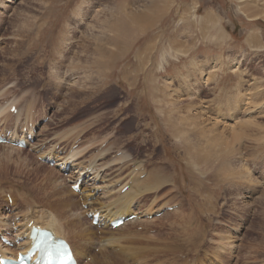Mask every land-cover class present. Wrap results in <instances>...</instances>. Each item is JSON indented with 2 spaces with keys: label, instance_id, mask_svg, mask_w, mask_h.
<instances>
[{
  "label": "rangeland",
  "instance_id": "1",
  "mask_svg": "<svg viewBox=\"0 0 264 264\" xmlns=\"http://www.w3.org/2000/svg\"><path fill=\"white\" fill-rule=\"evenodd\" d=\"M133 10H151L152 17L145 29L141 30L137 24L139 30L132 33L129 28H133V22L124 20L122 13ZM23 17L27 18L28 25L20 35L18 25ZM0 20V107L8 102L17 105L14 118L5 114L6 109L2 111L5 115L1 113L0 131L12 130L25 117V112H31L27 119L37 122L36 128L30 123L31 132L34 128L36 132L30 146L0 144V217L8 218L9 223L6 227L9 234L5 235L17 234L11 224L15 222L21 228L27 217L23 214H30L28 217L33 216L32 219L50 213L56 217L55 211L46 207L47 201L39 200L40 189L49 190L48 173L62 179L65 189L73 181L69 177L71 166L63 174L60 166H49L37 158L39 152H43L39 154L42 157L55 147L57 155L67 156L85 148L76 162L87 168L94 160L92 156L103 152L104 148L99 149L107 143L105 147L109 150L97 161L108 165L100 170L95 182L100 186L99 192L89 196L93 199L86 202L88 209L82 208L85 205L80 195L76 192L72 195L79 200L76 211H83L81 228L89 235L92 233L93 239L88 245L83 244L76 233L80 229L64 224L71 230L69 234L76 250L85 247L88 252H94L96 241L104 239L112 229L101 227L103 221L92 225L84 213L93 212L91 208L97 210L98 202L107 201L105 196L114 198L117 188L131 178V161L124 168L120 164L130 158L143 163L141 167L145 168L140 171L147 173L141 179L146 181L149 170L153 166L161 167L166 159L168 172L175 175V184L180 190L177 192L169 182L168 186L142 197L134 205L138 210L133 207L135 212L142 210L139 218L144 215L143 211L160 212L164 206L175 207L183 199L185 211L192 215L191 221L187 227L178 221L179 226L169 225L173 219H180L179 213L170 215L181 208L164 210L165 214L160 215L163 219L156 216L128 221L127 229L135 231L139 238L123 240L121 249L116 248L128 252L131 260L109 246V253L100 247L86 263L81 255V264H101L95 257L106 254H111L112 263L116 264H120L116 262L117 255L122 264H133V259L142 264H181L184 261L173 258L180 251L196 256V264H264V147L258 148L254 158L248 153L254 147H247L243 151L246 160L240 158L239 146L232 156H224L225 159L214 158L219 153L217 150L204 162L195 148L190 149L182 141L180 127L167 117L165 110L166 97L172 90L180 91L184 98L190 92L199 100L198 104L208 108L210 117H217L219 111L223 118L219 120L225 123L229 120L223 115L222 103L228 95L237 90L240 95H233L232 99L240 98L243 102L251 92L253 97L259 90L263 93L264 0H0ZM145 24V20L139 22V25ZM113 35L117 37L115 40H111ZM96 36L100 40L103 36L102 42L94 40ZM96 45L108 48L110 54L105 52L106 55L99 57ZM97 58H102V65L93 63ZM207 73L212 77L206 82ZM258 80L262 83L253 87V81ZM241 104L246 107L244 102ZM138 114H142V121H138ZM247 116L260 122L262 131L254 138H238V142L246 141L249 146L264 143V116L256 112L236 114L241 119ZM22 129L15 130H21L20 134L26 136L29 128L25 133ZM64 130L66 135L74 132L78 137L73 141L70 137L59 138ZM11 134L16 135L13 131ZM121 153L127 157L120 162L112 161ZM88 173L84 178L86 184L81 186L93 193V186H89L93 179H89L92 175ZM111 179L119 181L112 185ZM112 186V193L107 194L106 189L111 190ZM101 188H104L103 195ZM33 193L34 199H31ZM91 201L95 203L90 204ZM138 226L143 227L142 231L136 229ZM2 227L0 232L4 230ZM146 228L156 232L147 233ZM185 228L190 229L187 235ZM194 229L196 234L192 233ZM9 248L16 252L19 246ZM80 254L78 249L77 258ZM142 255L145 262L141 260Z\"/></svg>",
  "mask_w": 264,
  "mask_h": 264
},
{
  "label": "bare ground",
  "instance_id": "2",
  "mask_svg": "<svg viewBox=\"0 0 264 264\" xmlns=\"http://www.w3.org/2000/svg\"><path fill=\"white\" fill-rule=\"evenodd\" d=\"M165 11H167V10H165ZM151 12H152L151 10L150 11H146L145 10V11H142V12H138V11H134V10L133 11H129V12H125L124 11V13H122V16H124V20H126L128 18L129 21L133 22V28H129L131 30V32L133 33L135 29L136 30L138 29L136 27L137 24H138V27L141 30H143V29H145L147 27L148 20L152 17V13ZM158 18H159V16H158ZM144 20L146 21V24L145 25H139V22L144 21ZM20 21H21L20 22L21 25L20 24L18 25V27H19L18 31H19V33L21 35V33L25 32V28L28 25V22H27V18H24V17L21 18ZM154 21H156V20H154ZM122 24H124V23H122ZM150 27H152V26H150ZM116 38L117 37L115 35H113L111 37V40H115ZM95 39H97V42H102L103 36H102L101 40H100L99 36L94 37V40ZM107 49L96 45V49L95 50L99 54V57H100V54H105V55H106V53L108 55L110 54V51H108ZM172 51H174V50H172ZM101 59L102 58H97V61H95V62L93 61V63H95L97 66L102 65L103 61ZM236 64H234V68L235 69H237V67H238V66H236ZM213 67L218 68V66H213ZM230 68H232V67H230ZM52 76L55 77L54 74H52ZM205 76L206 77L204 79L206 80V82L208 80H210L211 77H212L211 74H209V73H207V75H205ZM258 79H260V78H258ZM261 80H258L259 82L258 81H253V83H252V84H254L253 87H256L257 84L262 83ZM262 85H264V84H262ZM262 90H263V87H262ZM259 91H260V93L257 91L255 93V95L253 93L254 97L251 95V93H252L251 92L249 97H246L245 99H243L244 100L243 101L244 102L243 105L246 106V107L242 106L241 103H243V102H241V100H239L240 98H236L235 97V98L232 99L233 95H240L237 90H236L237 93L228 95L226 97L225 103H222L223 104L222 107H224V109H225V110H223L224 111L223 115L227 116L228 120H229V121H226L227 123L226 122L224 123V122H220V120H219V117H221V115H222L221 113H219V111L216 112L218 118L217 117H210L208 115V108H205V106H202L200 103L198 104L199 100L195 99L194 96L191 95L192 93H190V92L186 93L187 98H184V97H182V94L180 93V91H177L176 89H174V90H172L173 93H169V95L166 97V100H167L166 101L167 102L166 107L167 108L165 107V110L168 113L166 115H167V117L169 119L171 118L180 127V135L182 137V141L185 142L186 144L188 143L187 145L190 147V149L195 148V151H197V153H199V156L202 159H204V160H202L204 162H206L205 159H207L208 155H211V153L217 152V150L219 151V153H216V155L214 156L215 159H219V158L224 157V156L227 157L228 155L230 156V154L232 156L233 152L237 149V146H239V150L241 151L239 156L243 160L248 159V158H246V155H245V153L243 151L245 149H247V147L248 148L249 147H251V148L254 147V148H252V150H254V151H252V153L248 152L249 156L253 155V158H254V156L257 154L258 148L264 147V143L262 142V144H261V141H260L256 145L249 146V145L245 144L246 141L238 142V138L243 140L244 138H247V137L254 138V136H256L255 134H257V136H258L260 134V132L262 131L261 127H259V125H258V123H260V122H255L252 119H248V118H251L252 116L251 117L247 116V117H244L243 119H241V118L236 117V114H237V112H239V111L241 112L242 111V113H245V114L250 113V112H252V113L256 112L257 114L264 116V90H263V93L261 92V90H259ZM169 97H171V98H169ZM234 99L236 101L233 102ZM256 99H257L258 102H256ZM182 101H184V103ZM222 101H223V99H222ZM12 103H8L5 107L3 106L4 108L1 106L0 117L2 115L1 113H3L2 111L3 110L5 111V109L8 110L9 107H11ZM239 103H240V105H239ZM209 110H211V109H209ZM6 113L8 115L10 114L9 112L5 111V114ZM141 115L140 114L137 115L139 117L138 121H142L141 118H143V117H141ZM10 116H12V118H14L13 115H10ZM24 116H25V118H29L31 116V112H25ZM18 117L19 116H17V118ZM219 124H221V125H219ZM32 126L28 127L29 128V132L28 133L34 135V133L31 132ZM126 126H127V124H126ZM255 127L258 129L257 131L254 130ZM65 130L67 131V129H65ZM65 130L62 133V135L58 136L59 138L65 140L66 138L70 137V138H72V141H73V140H75L78 137V134L74 133V132H72L70 135H66V131ZM157 130H158V127H157ZM110 144H113L112 140L110 141ZM103 148H104L103 152L92 156L94 158V160L90 163V167H87V168L85 166L84 167L81 166L83 164L76 162V159L79 156L82 155V153L85 151V148L84 149H80V150L77 149L76 151H72L67 156L57 155L51 149L49 150L48 153H46L47 154L46 156H48L49 158H52V159L55 158V165L56 166H60L61 170H64L67 167L68 164H71L70 166L72 167V171H71V174L69 175L70 178L71 177L73 178V182L71 184H74L79 178H82L81 185H83L84 183L86 184L84 178L87 176L88 171L90 172V173H88V175L91 174L92 177L89 178V179L90 180L93 179V182H91V184H89V186L90 187L93 186V189H92L93 193H91V189H88L87 187L82 188V186H80V192L78 193V195H80L79 198L83 199V205L87 204L86 202L88 201V198H89L90 195L95 194L96 192L98 194V192H99L98 190H99L100 186H97V184L95 182L98 181V179L100 177L99 176L100 170H102V168L104 166L108 165V162H106V164L104 165V163H105L104 161H103L104 163L103 162L98 163V161H97L103 155L105 156V153L109 150V147H105L104 146ZM3 153H5V152H3ZM53 155H55L57 158L54 157ZM126 157H127L126 154H122L119 157H117L115 159H112V161L114 160L116 162L117 161L120 162L121 160L125 159ZM225 157H224V159H225ZM230 159L233 160L232 157H230L229 160ZM129 161H131L130 163L133 164V170H135V172L132 173L131 178L127 182L122 183V185L119 188H117V194L116 195L113 194L115 196V197L113 196L114 198L111 199V197H110L109 198L110 201H109L107 196H105L104 199H106L107 201L106 202H101V201L98 202L100 204V206L96 208L97 210H95L94 208H91L94 213L96 211H98L99 221L100 222L103 221L101 227L105 225V220L111 221L112 219L116 218L119 215L128 216L129 214L134 213L135 211L133 210V207H134L135 203L140 201L142 197H145L148 194H151L152 192L157 191L159 188L165 186L166 184H169V182L170 183L172 182L171 183L172 186L176 188L177 192L178 191L180 192V190L178 189L179 187H176L177 185L175 184V175L172 174V173L169 174V172H168L169 168L166 167V166H168V163L165 162L166 159L163 160V165L161 167H159V165L157 167L153 166V168H151L149 170V172L147 174V176H149V179L147 181L140 178V176L143 174L142 173L143 171L142 172L140 171L141 168H142L141 166L143 165V163H142V165L140 163H137L138 161H136V159L130 158L129 160H126V161L124 160L123 163H120L121 165L123 164L122 168H124L126 163L129 162ZM122 168L119 169V170H122ZM136 170H138V171H136ZM52 175H53L52 173H48V176H50L49 181L51 182L49 184V188H48L49 190H47V188H44V187L41 188L40 189V194H41L40 197L42 199L40 198L39 200L47 201L48 206H46V207H48L52 211H55L57 218L55 216H53L50 212H49L50 214H48V216L41 215V217L39 216L38 219H32L33 216L32 217H28V216H31L30 214H27V215L23 214V217L24 216H27V217L24 218L25 221L21 225V228H19V227H17V228H18V231L21 232L19 234H22V232L27 231V237L21 243H19L18 246L22 247V249H23V248H26L29 245V242H30V240L28 238L29 228H27V223L32 219V221H33L32 223L34 225H39L40 227L48 228V229H50L53 232V234L55 236H60L62 238H65L70 243L71 248L74 251L75 256L77 257L78 248L76 250V247H75L74 243H72L73 241H71V234H69V231H71V230H68V228L65 227L64 224H66V226L67 225H71V226L74 225V226H76V227H78L80 229L79 232L77 231L76 233H77V236H79V239H80L79 241H81L83 244H87L88 245L89 243H91V241L93 240V239H91V237H92L91 234L92 233L89 235L88 232H85L86 230L81 228L82 218L80 217L81 216L80 214L83 213V211L82 212H81V210H80V212L76 211L78 206H79L78 205L79 200L76 201L74 198H72V195H75L76 193H75V191H73L71 189V184H69V186L67 185V189H65L66 186H65V183L63 182V180L62 179L53 178ZM108 180H109V178H108ZM100 181H103V179L102 180L100 179ZM118 181L111 179L112 185H116L115 183H117ZM103 182H105V181H103ZM125 185H127L126 186L127 188L125 189V191H123L121 193L120 190L123 187H125ZM166 186H168V185H166ZM104 188H105V186H104ZM104 188L100 189L102 195L104 194ZM81 189H82V191H81ZM109 189H110V186H109ZM67 190H68V193H67ZM106 190L108 192L107 194L112 193L113 186H112L111 190H108V188ZM211 193H213V192H211ZM34 195H35V193H33V196H31L32 197L31 199H34ZM203 197H204V195L202 196V198ZM28 201L30 202L29 199H28ZM182 201H183V199H182ZM182 201L180 202V199H179L180 203H179V206H177V209L181 208L180 211L179 212L175 211L174 213H171V215H170L172 217L173 215H175V214L178 215L177 213H179V216H180L179 220L178 219H173L171 222H169L170 223L169 225H172L173 227H175V225H177L176 221L181 222V225H184L185 227L190 225V221H191V216L192 215L190 216V214L187 211H185L186 208L184 206H186V202L184 203ZM204 202H207L206 201V197H204ZM31 203H38V204H40L42 206H45L44 204H42V203H40L39 201H36V200H31ZM94 203H95V201L94 202L93 201L90 202V204H94ZM102 203L103 204L106 203V204L103 205ZM25 204H27V203H25ZM204 206H205V204H203L201 206V210H203ZM195 211H196V209H195ZM139 212H136V213L139 214ZM136 218H138V215L136 216ZM167 218H168V215H167ZM7 221H8V218L4 219V217H3V219H2L0 217V225L3 226L2 228L4 230H7L6 227L9 224V223H7ZM127 226H128V224H126V222H125V223L121 224L120 226H118V227H116L114 229H110V231L108 230L109 232L105 234V238L104 239L103 238L100 239L101 248L103 249V252H105V253L108 252L109 253V251L107 250L109 248V246H111L112 248L113 247H119L121 249V243L123 242V240L125 241L127 239L139 238V234L134 233L135 231L133 232V231L128 230ZM177 226H179V225H177ZM120 229H122V231H123L122 234H120V232H121ZM185 229H186L185 233L187 235V233H189L190 229L189 228H185ZM100 230H104V228H100ZM125 230H128V231L126 232ZM196 231L197 230L194 229V231H192V233L194 234ZM188 237H189L188 238L189 240H192V238L190 236H188ZM158 242L160 243L159 240H158ZM164 242H167V240L165 239L163 241V243ZM96 243H97V241H96ZM155 243H157V242H155ZM173 245L175 246V244H173ZM4 246L0 244V252H3V253L6 252V251H11L10 253H14L15 252V251L13 252L12 249L10 250L9 248L4 247ZM159 250L160 251H165V248L164 249L159 248ZM152 252H154V251H152ZM166 252L168 253V251H166ZM110 255L111 254H108V255L106 254L107 257L103 256L102 258L95 257V261L96 262L98 261L101 264H116V263H112V258H111ZM114 255H116V254H114ZM221 255H222V253H221ZM143 256H145V255L140 256L141 260L143 259L142 258ZM107 258L110 259L111 263H109V259H107ZM115 259H116V262H119L120 264H122V262L119 261V260H121L119 258V255L115 256ZM138 261H140V260H138ZM125 262H126V260H125ZM144 262H145V260H144ZM195 262H196V259H195ZM195 262H191V264H194ZM141 263H142V261H141ZM176 264H177V262H176ZM181 264H185V263H181Z\"/></svg>",
  "mask_w": 264,
  "mask_h": 264
}]
</instances>
